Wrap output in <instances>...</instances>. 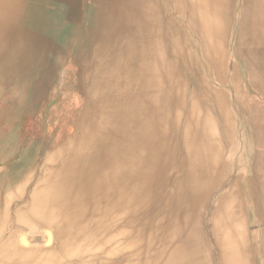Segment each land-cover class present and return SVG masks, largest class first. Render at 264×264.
Wrapping results in <instances>:
<instances>
[{"label": "bare ground", "instance_id": "bare-ground-1", "mask_svg": "<svg viewBox=\"0 0 264 264\" xmlns=\"http://www.w3.org/2000/svg\"><path fill=\"white\" fill-rule=\"evenodd\" d=\"M91 2L73 87L35 81L59 109L22 140L47 5L0 0V264H264V100L229 60L264 95V0Z\"/></svg>", "mask_w": 264, "mask_h": 264}, {"label": "rangeland", "instance_id": "rangeland-1", "mask_svg": "<svg viewBox=\"0 0 264 264\" xmlns=\"http://www.w3.org/2000/svg\"><path fill=\"white\" fill-rule=\"evenodd\" d=\"M46 0V16H47V26L44 29V34H41L43 36V39L45 41L44 50H43V58H42V65H35V68L38 71V76L35 77V70H28V74L30 76V80L32 81V89H31V95H32V103L21 115V119L19 120V123L17 127H15V137L17 139L26 140L30 136L34 137L39 129L38 125L36 124L37 120H41L43 122L49 120V116H52L57 112L59 109V103L58 100L55 99L51 101L47 105H41L39 103V100L37 98L39 97V93L37 94V91H35V88L33 89V84L35 85L36 81V90L37 86L42 85V88L47 87L49 85L56 88V94L57 96L60 95L62 92V89L64 85H72L74 84V80L76 78V53H73L74 57H70L68 55V51L72 49L75 35L72 34L77 30V21L78 18L81 17L82 12L84 11L85 7L88 8L87 5H89L91 0ZM85 2V3H84ZM86 4V6H85ZM83 9V10H82ZM54 13H56L54 15ZM52 16L55 21V28H52ZM51 20V21H50ZM49 33V34H48ZM74 37V38H73ZM193 43L195 44V39L192 36ZM233 43L235 42V39H232ZM199 57V55H198ZM232 58V60H231ZM229 60H231V64L238 68L239 70V78L241 80L242 88L245 90V92L253 99L259 100L261 103L264 100V95L259 94V92L254 91L251 88V91L246 90V82H247V72L245 70V66L239 59V57L234 53V50L231 51L229 55ZM39 67V70H38ZM55 67V72H52V68ZM15 69L13 71H9L5 74V79H10L15 74ZM20 72V70L18 71ZM70 75V76H69ZM68 76V77H67ZM68 79V80H67ZM70 80L72 82H70ZM258 81V80H257ZM65 83V84H64ZM259 83V81H258ZM62 84H64L62 86ZM52 90V88H50ZM70 87L68 88V90ZM50 92V91H48ZM59 93V94H58ZM257 97V98H256ZM58 98V97H57ZM259 102V104H260ZM249 106V105H248ZM41 107V108H40ZM58 107V108H57ZM254 109L256 106H250ZM248 107V108H250ZM48 108V109H47ZM38 109V110H37ZM48 110V112H47ZM56 110V111H55ZM256 110V108H255ZM43 113H41V112ZM257 112V111H256ZM48 113V114H47ZM46 114V116H45ZM15 114L6 112V114H2L0 117V123L4 124L7 123L8 119L13 117ZM236 120L234 123H236V131L234 132L235 138L234 141H232L237 148L243 149L240 151L241 155L243 156L241 166L250 168L252 164H254V146L253 141L251 137L248 134V128L247 123L244 118H242L241 115H237ZM13 123V122H12ZM1 126V125H0ZM2 128V127H0ZM19 129V130H18ZM1 130V129H0ZM36 132V133H35ZM236 133V134H235ZM18 134V135H16ZM264 163V160H263ZM241 172V168L236 169L235 174H238Z\"/></svg>", "mask_w": 264, "mask_h": 264}, {"label": "crops", "instance_id": "crops-1", "mask_svg": "<svg viewBox=\"0 0 264 264\" xmlns=\"http://www.w3.org/2000/svg\"><path fill=\"white\" fill-rule=\"evenodd\" d=\"M67 2H69L68 0H66Z\"/></svg>", "mask_w": 264, "mask_h": 264}]
</instances>
